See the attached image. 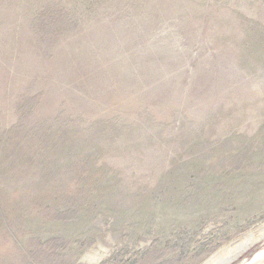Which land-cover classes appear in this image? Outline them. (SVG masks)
<instances>
[{
    "label": "rangeland",
    "instance_id": "374dc122",
    "mask_svg": "<svg viewBox=\"0 0 264 264\" xmlns=\"http://www.w3.org/2000/svg\"><path fill=\"white\" fill-rule=\"evenodd\" d=\"M261 226L264 0H0V264H203Z\"/></svg>",
    "mask_w": 264,
    "mask_h": 264
},
{
    "label": "water",
    "instance_id": "95a60500",
    "mask_svg": "<svg viewBox=\"0 0 264 264\" xmlns=\"http://www.w3.org/2000/svg\"><path fill=\"white\" fill-rule=\"evenodd\" d=\"M211 264H264V231Z\"/></svg>",
    "mask_w": 264,
    "mask_h": 264
},
{
    "label": "bare ground",
    "instance_id": "6f19581e",
    "mask_svg": "<svg viewBox=\"0 0 264 264\" xmlns=\"http://www.w3.org/2000/svg\"><path fill=\"white\" fill-rule=\"evenodd\" d=\"M263 231H264V227H262L260 230H257V232L256 231L255 232L254 231L248 232L247 235L244 238L238 239L237 241L234 242V244L230 248L228 247L229 249H228L227 253L231 252L235 248L239 247L240 245L244 244L245 242H247L250 239L254 238L255 236L259 235ZM224 251H226V249H223V250L219 251V253H217V255H215L213 257V259L206 260L203 264H211L212 262H214L217 259L221 258L222 256L226 255L227 253H224Z\"/></svg>",
    "mask_w": 264,
    "mask_h": 264
}]
</instances>
